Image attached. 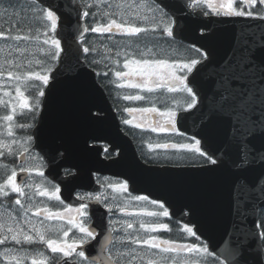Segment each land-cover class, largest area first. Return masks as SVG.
<instances>
[{
  "label": "snow or ice",
  "instance_id": "6c2138e0",
  "mask_svg": "<svg viewBox=\"0 0 264 264\" xmlns=\"http://www.w3.org/2000/svg\"><path fill=\"white\" fill-rule=\"evenodd\" d=\"M258 2L264 5V0H258ZM45 3L46 0H32V3L28 6L32 15L39 21L46 22L44 24L46 29L50 25V31L54 34L49 36L47 30L44 32L46 38L43 40V44L50 45V47L46 50L41 49V51H45V60H37L35 62L40 65V71H27V73L22 71L23 66L20 59L24 56L27 49L22 48L19 44L20 41H29L30 39L39 40V34L34 37L19 34L14 35V29L10 26L7 33L0 31V38H3L4 41V46L0 47V77H4L6 74L8 80L14 81L17 84L22 81V78L35 77L36 80L42 81L43 85L48 86L50 74L54 71L48 61L63 63L61 61V53L66 50L61 46V39L57 38L59 34L58 22L60 20V16L57 15L59 8L52 3H47L44 6ZM242 3L251 7L257 3V0H242ZM205 5L211 11L203 10ZM84 7L91 9L93 5L85 4ZM150 9L154 14L153 19L158 18L163 23V31L168 37L174 36L177 31H183V28L179 27L178 21L180 14L186 11L187 16L184 17L185 19L190 17L193 12H196L197 15L204 16H254L253 11H246L244 7H234V0H223L220 3H213L212 0H186L185 3H181V0H152ZM5 13H8L7 8L0 15ZM82 14L84 17H89L90 15L95 16V13L90 11H84ZM11 15H18L15 8H13ZM257 18L264 20V15H258ZM200 27H206V25H200ZM114 30L130 36L146 31V29L134 26L131 23H118L116 19H111L104 25L83 28V32L85 33L91 32L98 34H112ZM206 38L203 35L200 37V39ZM81 39L83 40V37ZM109 39H111V35ZM114 43L117 48H121V42L115 41ZM258 47L259 49H264V39H261L259 45H257L254 33L242 31L236 37V47L232 55L217 66L215 74L219 87L212 93L213 101L210 105L204 106L203 108L198 107V105L202 104V98H198L200 92L198 80L200 67H203L204 61L208 59L201 52L203 45H201V48H196L195 45H192L187 50L190 54L186 61L179 63H169L164 59H146L144 57L152 54L151 48L147 51H137L136 48H130L128 44H124V47L115 53L117 57L125 58L123 61V69L128 70H117L114 72L118 80L124 81L123 83H117V87L121 89L125 87L146 89L148 92H152L154 88L167 86L169 92L185 94L180 100L175 101L178 108L184 111L197 109V111L201 112L200 119L202 126L200 130L192 137H185L187 140H194V143L180 145H169L165 143L158 147L164 149L169 147L176 149L179 147L197 153L199 157L204 158L205 164L215 166L214 168L206 169L208 171L227 169L230 182L229 197L230 201L235 203L238 215H240L242 208L248 207V201L253 198L257 183L259 182L264 185V52H261L258 56ZM125 48L129 50L126 51L124 50ZM67 51L70 52L71 49L69 48ZM89 51L90 49L88 47L83 48L84 53H89ZM92 51H95V49L93 48ZM107 51H111V49H107ZM191 53H195V55ZM137 55L141 58H135ZM77 63H79L78 59ZM91 63L98 65L100 61L93 60ZM113 63L118 65L119 60H113ZM104 67L107 68L108 66L104 65ZM194 70L195 74H193ZM56 71L58 73L59 69H56ZM93 71H95V68H93ZM109 71L96 72V75L107 77ZM190 74L192 75L189 80ZM136 76L141 77L140 82L127 79ZM257 79H259V85L257 84ZM113 83H116V81H113ZM189 84L194 85L195 90ZM15 92L18 98V106L22 109H28V99L19 86L15 88ZM5 95H8V93L6 92ZM43 96H45V92L40 90L31 107L33 122L21 124L19 125L20 128L33 129L36 127L34 123L35 112L39 109L41 103L39 97ZM123 99L143 100L144 97L140 95H124ZM13 111H15V107ZM125 111L130 114H150L157 113L158 109L155 107H129ZM158 114L163 118V123H158L157 126L152 127L151 130L153 132L166 133L170 130L172 132L177 131V111L169 109L166 112H159ZM93 117L99 119V117ZM3 119L12 121L13 116L6 115ZM122 122L128 125L132 123V120L124 119ZM223 122H227L229 126L227 134H222L221 132L220 124ZM165 124L168 126L166 127ZM136 126L142 127L140 124ZM214 127L219 130L220 139L218 144L210 136V131ZM181 135L183 134L181 133ZM7 136H13L12 126L10 124L8 126ZM197 136L199 139L196 138ZM14 145H19L23 149L20 153L21 156L27 154L31 161L36 163L35 169L31 166H22L20 172L30 174L36 170L38 176L42 178V182L46 181L51 184V181L47 180L45 173L39 171V168L45 167V157H47V165L53 166L56 161L65 158V152L57 151L55 157L50 156L46 151L43 152V156L39 153L33 154V148L37 147V139L36 135L34 140L33 134L28 133L22 141L12 139L11 142L6 143L0 140V157L5 155L4 149L7 150L9 155L14 156ZM89 149L92 152L95 151V149ZM217 152H222L223 158L217 157ZM64 174L67 178L76 177L78 170L74 167H67L65 168ZM17 175V171L13 169L3 183H0V195L7 197L9 190L11 193L18 194L19 198L15 199V205L20 206L19 210L22 212L24 223L29 225L28 231H25L16 216L11 214L6 217L0 216V247H3V250L0 251V256L10 261V264H26L30 253L25 248V245H32L37 239L40 242L46 243L51 253L62 254L60 260L56 261V264H137V262L144 264L145 257H150L147 259V264H168L170 257L166 254L179 253L185 249L189 254H207L213 257L211 264H226L228 259H234L236 256H240L236 264H243L244 262V257L241 255L239 247L226 251L224 253L225 261H221L219 256H215L206 244L202 246L197 244H192L191 246H175L168 240L158 242L156 236L145 238L139 233L129 232V229H133L134 221L108 218L107 224L103 223L105 219L104 213L100 214L101 222L93 225L88 212L90 203L104 206L107 213L113 215H115L116 211H125V207H121L117 202V197L110 196L106 190L113 189L114 191L128 192V183L112 182L107 177L102 181L98 180L101 188L105 189L104 192L94 190L93 192H85L78 196V200L81 203L75 209V215L67 219V223L71 225V228L67 230L63 228L57 229V231L63 232L64 237H68L72 229L77 230L79 235L75 239H72L71 242L67 239H46L45 232L49 231V229L43 224V221L36 224L32 223L28 218V213L32 211L35 204L33 199L34 194L31 192L34 185L32 183H18ZM62 183L65 189L68 190L65 179L62 180ZM26 189L29 191H26ZM35 189L37 190L35 195L54 197L55 200L63 204V201L60 200V196L58 195L61 191L59 186H55L54 191L49 192L46 188L42 189L41 183H36ZM260 191L264 194V187H261ZM21 198H25L27 206L22 203ZM131 198L136 201L149 200L148 196H134ZM150 203L152 205L158 204L162 211L148 212V216H169L168 208L163 203H160L158 199H152ZM43 211L47 214L48 219H52L53 216L57 219H64V215L60 212L52 213L47 208H44ZM72 211L73 209L71 208H65V212L67 213H71ZM40 213L41 208L37 206L34 215L39 216ZM77 217H80V219H77ZM188 223H192L191 219H189ZM262 225H264V221H262ZM97 228H99V231H97ZM139 228L145 229L148 232H156L157 229L168 228V224H145L141 222ZM185 231L190 236L196 237L199 240V236H197L193 228L186 227ZM102 236L103 241L100 239ZM93 242L100 243V256H91L88 253L87 246L92 245ZM237 243L239 244L241 241L238 239ZM133 245L136 247H133ZM31 264H48V262L44 258H32ZM184 264H188V262L185 261Z\"/></svg>",
  "mask_w": 264,
  "mask_h": 264
},
{
  "label": "water",
  "instance_id": "95a60500",
  "mask_svg": "<svg viewBox=\"0 0 264 264\" xmlns=\"http://www.w3.org/2000/svg\"><path fill=\"white\" fill-rule=\"evenodd\" d=\"M185 2L186 0H181V3ZM47 3L55 4L59 8L58 37L66 50L61 54L63 63L58 62L51 73L52 80L45 90L43 109L33 130L34 139L35 135L37 139V147L34 148L41 150V153L46 151L55 157L57 151H65L64 159L48 166L47 175L62 183V167L74 166V161L78 158L83 160L85 155H89L86 146L90 139L106 140L114 149H119L120 154L110 161L92 160L97 165L94 168L128 179L132 191L147 193L163 200L175 218L186 223L191 219L192 223L188 224L194 225L196 233L207 240L209 248L220 257L225 259L226 251L239 247L244 257L243 264H264V249L257 224L259 210L264 207V194L260 191L264 185L257 183L253 198L248 201V207L242 208L238 215L235 203L231 202L229 197L230 182L227 169L208 171L206 169L215 167L210 164L173 167L143 163L131 140L122 132L119 118L105 89L98 82L95 71L83 60V49L78 39L85 34L83 28L86 25L82 20L84 11L79 1L46 0L45 6ZM185 16L187 11L180 14L178 25L183 31H177L175 37L200 47L203 45L209 55L204 61V66H198L199 98H202V104L198 107L203 108L213 101L212 93L219 87L215 74L217 66L232 55L236 47V37L242 31L254 33L256 44L259 45L260 40L264 39V21L204 16L197 15L196 12L187 19ZM201 29L205 32L200 33ZM202 35L207 38L200 39ZM69 48L70 52L67 51ZM261 52H264V49L258 47L257 55ZM56 69H59L58 73ZM259 83L257 79V84ZM95 111L105 115L96 114ZM200 117L201 112L197 109L180 112L178 125L195 135L202 126ZM220 128L222 134L228 133L227 122L220 124ZM210 136L219 143L218 128L214 127ZM216 156L223 158L222 152H217ZM45 158L47 160V157ZM27 175L28 173L19 172L17 181L22 183ZM68 181L71 182L69 179ZM63 195L71 201L68 190H65ZM186 210L189 211L188 214ZM94 216L95 224H99L100 215ZM103 223L107 224L106 218ZM100 239L103 241V236ZM238 239L241 241L239 244ZM87 251L91 256H100V243L93 242L87 246ZM239 259L240 256H236L227 262L236 264Z\"/></svg>",
  "mask_w": 264,
  "mask_h": 264
},
{
  "label": "flooded vegetation",
  "instance_id": "af4514ba",
  "mask_svg": "<svg viewBox=\"0 0 264 264\" xmlns=\"http://www.w3.org/2000/svg\"><path fill=\"white\" fill-rule=\"evenodd\" d=\"M80 1L82 2L83 5L91 4L89 0H80ZM108 1L111 3V5H116V6L127 3V0H122V1L121 0H108ZM221 2H223V0H221ZM31 3H32V0H0V13H3V10L5 8L8 9V13L0 15V29L3 31H9L10 26L11 27L18 26V27H23L28 33L36 32V31H38L39 33L44 32L45 31L44 24L46 22L39 21L36 17L32 15L28 7ZM234 7H237V8L244 7L246 11H253L254 17H257L258 15H264V5L259 4L258 0H257V3L253 4L251 7H248L246 4H243L242 0H234ZM13 8H15L16 11L21 10L23 12V15L26 16L28 20L27 21H22L20 19L15 20V15H11ZM99 8H102V6ZM109 8H110V12L112 13L115 12V6H110ZM134 9H137V6ZM86 11L92 12V9L86 8ZM37 22L39 23L37 24ZM36 27H38V30L36 29ZM113 32L116 35L112 36L111 39H109L108 36H110V34H108V36H106V38H108L106 42L98 43L103 53L108 52V54L112 56L115 54V52L113 51L114 45L113 43H111V41H114V38L115 36H117V33L119 34V31L115 30ZM38 42H41V35L39 36ZM107 49H111V51H107ZM129 107H132V108H151V107L146 106V105L134 104V103L127 104L125 106L123 105L122 110H121V104L115 107L121 119L122 129L124 130L126 134H128L132 138L140 157L144 161L148 163H168L171 165H189V164H192L191 163L192 157H198V159L196 160H201V162H204V158L199 157L197 153H194L188 149H182L179 147H177L176 149H173L171 147L164 149V148L158 147L159 145H162L165 143L169 145L194 143V140L185 139V137H192L191 135L181 131L178 128L176 132H172L170 130L169 132H166V133L153 132L151 130L152 127L157 126L158 123H163V118L158 114L159 112H163V111L158 110L157 113H150V114H142V113L130 114L127 111H125V109ZM133 117H135V119H133ZM124 119L132 120V123L126 125L122 122ZM137 124L142 125V127H137L136 126ZM165 126L167 127L168 125L165 124ZM181 133L183 135H181ZM91 143H94V142H91ZM101 145L103 146L102 155L106 157L107 159H110L117 155V152L110 150L109 145L107 143L103 142ZM201 162L196 163V164H203ZM93 175H94V180H95V184L93 187L99 186L98 191H101V192H104L105 189L101 188L100 183H98V180L102 181L105 177L109 178L112 182H127L128 183L126 179L117 178L109 174L94 172ZM128 186H129V183H128ZM106 191L110 196L117 197V202L120 204L121 207L122 205H126V206L129 205L136 209L134 212H130L127 215L128 216L127 219H129V221L135 222L133 225V229H129L128 230L129 232L139 233L143 235L145 238H147L149 236H156V233L158 232L159 229H157L156 232H148L145 229H140L139 224L141 222L145 224H159V223L167 224V223H172L174 221L180 223L179 221L173 219L170 216V214L168 217L148 216L147 215L148 212H159L158 210L159 205L158 204L152 205L150 203L152 198H150L149 196H148L149 197L148 201H136L131 198L134 196H147L145 194L133 193L129 190V188H128V192L114 191L113 189H107ZM85 192H93V191L79 190L77 192V195L78 196L82 195ZM67 207L73 209V211L77 208V207H71L69 205H67ZM88 212L90 215V204H89ZM118 212L119 211H116L115 215L109 213V218L114 219V216H117ZM91 220L93 222L92 218ZM137 224L138 226L136 227ZM72 231L74 232V234H76V236L79 235L77 230L72 229ZM153 251L158 252V250H153ZM149 258L150 257H145L144 264H147V259ZM137 264H139V262H137Z\"/></svg>",
  "mask_w": 264,
  "mask_h": 264
},
{
  "label": "rangeland",
  "instance_id": "374dc122",
  "mask_svg": "<svg viewBox=\"0 0 264 264\" xmlns=\"http://www.w3.org/2000/svg\"><path fill=\"white\" fill-rule=\"evenodd\" d=\"M96 2L103 3L104 1L103 0H96ZM16 12L18 13V15H15V20H18V19H20L22 21H27L28 20V18L23 15V12L21 10H17ZM3 46H4V43L3 44H0V47H3ZM20 46L22 48L27 49L26 52L24 53V56L21 57V59H20V62L22 63V66H23L22 67V71L24 73H27V71H34L33 68L35 66H40V65L36 64L35 62L37 60L43 61L41 59L40 55L45 54V51H41V49L46 50V49H48L50 47V45H42V46L37 47V48H30V47H27L25 45H20ZM148 49H149V47H146V48L143 49V51H147ZM152 52H153V49H152ZM38 53H40V54H38ZM137 59H139V58H137ZM118 66H119L120 70L128 71L127 69H123V62L122 63L119 62ZM41 74H43V73H41ZM127 79H131L134 82H140L141 77L136 76V77H129ZM108 81H109V83H113V81H116V83H115L116 85H113V87L111 88V90H112L111 92L114 95L115 94H118V93L124 94V93L128 92L126 90L132 89V88H127V87L121 89V88L117 87V83H123L124 82L123 80H118L116 78L115 80H109L108 79ZM32 83L33 82L29 78H27V79H23L22 78V81L19 84H17L14 81L8 80L6 74H5L4 77H0V86H2V87L3 86H5V87L12 86L13 88H16L17 86H19L20 89H22V88H25V87L29 86ZM161 89H165L166 91H168V87L167 86H163V87H160V88H154V91H152V92H148L147 90H145L144 92L140 93L139 95L140 96H143L144 98H146L147 97V94H149V93H157V92H159L157 90H161ZM5 93L6 92L3 91L0 94V104L1 105H8L9 107H11V109H12V114L11 115H13V108L15 107V111L14 112H16V110L19 108L18 103H17L18 98L16 97V93H13L12 95H10V93H8V95H5ZM23 138L24 137H22V138L21 137H18V138L9 137L8 138V137L0 136V140L5 141L6 143L7 142H11L12 139H16V140L22 141ZM3 151H6V149H4ZM13 151L19 157L20 156V153L23 151V149L20 148L19 145H14L13 146ZM35 153L36 152L33 151V154H35ZM26 161H27L26 162L27 166H31L34 169L36 168V163L34 161H31V159H30V157H28V155H27ZM39 171H43V167L39 168ZM37 182L41 183V185L43 184L42 178L39 177L38 174H37V171L34 170V171H32L31 180L27 182V183H32L34 185L33 188L31 189V192L34 194L33 195V199L35 201V204H34V206L32 208V211L28 213V218L31 220L32 223H36V224H39L41 221H43V224L45 226H47V228L49 230H52V229L55 228L56 233L62 232V231H57V229H59V228H63L65 230L71 228V225H69L67 223V219L70 216L75 215V210L73 212H71V213H62L64 215V219L53 218L54 221H55V223H56V225H54L53 223H51V221L48 218L44 217L42 214H40L39 216H35L34 215V213L36 211V207L38 206V207L41 208V205H39V200H38L39 197L37 195H35V191H33V190H35V184ZM26 191H29V190L26 189ZM25 203H26V206H27V201L26 200H25ZM12 215L13 216H16L17 217V220L21 224V226L24 227L25 231H28L29 225H27V224L24 223V218H23L22 212L20 211V212L15 213V214L13 213ZM0 216H2V212H0ZM77 219H80V217H77ZM116 219L122 220V218H117V217H116ZM30 234H32V233H30ZM76 237H77L76 234H74V232L71 230L69 232V236L66 237V239L69 242H71V240L72 239H75ZM133 247H136V246H133ZM61 255L62 254H60L59 256H61ZM32 258H37V259L44 258V259L47 260V262L49 264V256L46 258V256H42L41 254H35V255H33L31 257V259Z\"/></svg>",
  "mask_w": 264,
  "mask_h": 264
},
{
  "label": "trees",
  "instance_id": "16d2710c",
  "mask_svg": "<svg viewBox=\"0 0 264 264\" xmlns=\"http://www.w3.org/2000/svg\"><path fill=\"white\" fill-rule=\"evenodd\" d=\"M158 28L161 29V27L159 26ZM157 40L159 41V38H157ZM199 58V57H197ZM48 63L51 65H53L55 62L53 61H48ZM51 65V66H52ZM39 71V70H37ZM101 72V70H100ZM100 81H102L101 79V75L99 76ZM26 91V90H25ZM34 90H28L26 91L29 95L33 92ZM9 112V108L5 107V106H0V120L3 119L4 116H6ZM24 114V115H23ZM32 116L33 113L31 110H24L22 113H18L16 119L14 120V122L11 123L12 126V132L16 135H23L25 136L28 133H31L32 129H23L20 128L19 125L21 124H25V123H32ZM37 120V111L35 112V121ZM1 132H7L8 127L4 126V127H0ZM5 155L0 157V183H3V181L7 178V175L9 174V170H12L13 167L17 166L18 164V158L17 155L15 154L13 155H9L6 151ZM12 197V198H11ZM9 197L10 201L13 203V205L15 204V199L17 197H15L14 194H12V196ZM57 202V201H56ZM55 204V205H54ZM52 203L50 204V206L53 209L58 208V206L60 205L59 202L57 203ZM262 221H264V208L260 211V215H259V225L261 228V233H262V239H263V243H264V225H262ZM159 238L161 240H168L171 242H177V243H189L190 245L192 244H197V245H204L207 243L205 241H203L202 239L199 238V240L196 239V237L190 236L187 232L183 231L181 229V227H179L178 225H173L170 224V227L167 228V230H163L159 233ZM28 248H34L36 245L32 244V245H26ZM191 259L188 262V264H211V261L213 260V257L208 256L207 254H190ZM216 256V255H215ZM2 257L0 256V264H6L5 262H2ZM221 261H223L222 259H220ZM176 262V260L172 257H170V259L168 260V264H174ZM26 264H30L29 262L26 261Z\"/></svg>",
  "mask_w": 264,
  "mask_h": 264
},
{
  "label": "bare ground",
  "instance_id": "6f19581e",
  "mask_svg": "<svg viewBox=\"0 0 264 264\" xmlns=\"http://www.w3.org/2000/svg\"><path fill=\"white\" fill-rule=\"evenodd\" d=\"M159 43L161 44V45H165V41L161 38V37H159Z\"/></svg>",
  "mask_w": 264,
  "mask_h": 264
}]
</instances>
